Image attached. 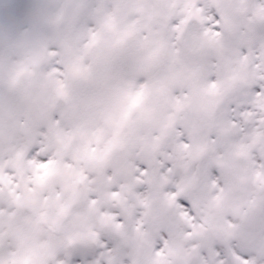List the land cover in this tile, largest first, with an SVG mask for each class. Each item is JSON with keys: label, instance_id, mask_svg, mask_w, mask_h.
Segmentation results:
<instances>
[{"label": "clouds", "instance_id": "obj_1", "mask_svg": "<svg viewBox=\"0 0 264 264\" xmlns=\"http://www.w3.org/2000/svg\"><path fill=\"white\" fill-rule=\"evenodd\" d=\"M238 256L264 264V0H0V264Z\"/></svg>", "mask_w": 264, "mask_h": 264}, {"label": "snow or ice", "instance_id": "obj_2", "mask_svg": "<svg viewBox=\"0 0 264 264\" xmlns=\"http://www.w3.org/2000/svg\"><path fill=\"white\" fill-rule=\"evenodd\" d=\"M258 90V89H257ZM238 259H240L241 260V264H243V261L246 259V257H239L238 256Z\"/></svg>", "mask_w": 264, "mask_h": 264}]
</instances>
